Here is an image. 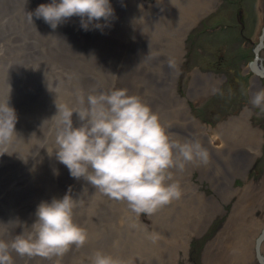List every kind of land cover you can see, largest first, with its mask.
<instances>
[{
  "label": "rangeland",
  "instance_id": "rangeland-1",
  "mask_svg": "<svg viewBox=\"0 0 264 264\" xmlns=\"http://www.w3.org/2000/svg\"><path fill=\"white\" fill-rule=\"evenodd\" d=\"M15 1L0 0V102L9 98L17 115L11 154L0 155V239L26 234L37 206L66 194L88 239L59 258L12 253L14 264H91L97 251L120 264H263L255 239L264 227V111L251 101L264 76L249 62L262 34L264 66V0H110L114 15L101 27L84 30L78 16L58 25L72 48L63 54L61 33L46 23L43 35L35 15L52 0ZM36 32L40 43L31 41ZM113 90L137 96L173 139L199 142L209 153L206 165L172 170L182 196L152 215L72 177L56 158L58 108L78 111L88 95ZM72 121L85 123L75 112ZM249 130L258 132L251 140Z\"/></svg>",
  "mask_w": 264,
  "mask_h": 264
},
{
  "label": "clouds",
  "instance_id": "clouds-1",
  "mask_svg": "<svg viewBox=\"0 0 264 264\" xmlns=\"http://www.w3.org/2000/svg\"><path fill=\"white\" fill-rule=\"evenodd\" d=\"M35 15L52 29L78 16L81 27L88 30L93 22L101 27L98 22H107L114 9L110 0H52L39 5ZM8 101L9 98L0 102V148L4 149L0 155L9 153L6 146L17 136V115ZM79 103L84 104L85 99L80 97ZM86 103L87 107L78 111L57 107L61 119L55 140L56 158L72 177L83 178L104 195L126 202L137 215H152L181 198L180 185L173 181V169L183 171L186 164L197 161L209 163V153L199 142L180 143L173 139L158 115L126 90L88 95ZM251 103L264 111V91L258 92ZM74 112L85 121L80 127H73ZM75 207L76 202L67 194L50 203L41 202L30 231L10 241L0 239V264H14L12 253L52 259L62 257L72 246L83 247L88 234L74 222ZM91 264L120 261L97 251Z\"/></svg>",
  "mask_w": 264,
  "mask_h": 264
},
{
  "label": "bare ground",
  "instance_id": "bare-ground-1",
  "mask_svg": "<svg viewBox=\"0 0 264 264\" xmlns=\"http://www.w3.org/2000/svg\"><path fill=\"white\" fill-rule=\"evenodd\" d=\"M23 1V0H22ZM35 1V0H34ZM9 2V1H8ZM11 3V2H10ZM14 3H17V0L14 2ZM24 3V2H23ZM26 4V3H25ZM9 5V4H8ZM199 5V4H198ZM16 6V5H15ZM15 6H12V7H15ZM0 7H2V6H0ZM7 7V6H6ZM22 8H23V6H22ZM203 9V8H202ZM5 10V9H4ZM8 10V9H7ZM27 10V9H26ZM21 11V10H20ZM18 13V12H17ZM7 14H9V13H7ZM3 15V14H2ZM20 15V14H19ZM17 16V15H16ZM34 16V15H33ZM13 17V16H12ZM11 17V18H12ZM28 17V16H27ZM11 20V19H10ZM5 21H7V19L5 20ZM44 21V20H43ZM1 23V22H0ZM10 23H12V22H10ZM30 23V22H29ZM14 25V24H13ZM38 25V24H37ZM3 26V25H2ZM6 27V26H5ZM14 27V26H13ZM59 27L60 26H58L57 27V31H59L61 34H60V39H65L64 41H58L60 44L58 45L59 47H60V49H59V52L60 53H64V52H71L72 51V48H70L66 43H65V41H67L68 42V40H67V35H68V31H66V30H62V29H59ZM49 27H48V25L46 24V22L44 21V22H42V24H40L39 25V29H40V31H42V33H43V35L44 34H46L47 33V31L49 30L48 29ZM8 29V28H7ZM12 29V28H11ZM14 29V28H13ZM15 30V29H14ZM54 30V29H53ZM12 31V30H11ZM16 31V30H15ZM14 31V32H15ZM35 31V30H34ZM37 31V30H36ZM50 31V30H49ZM14 32H12V33H14ZM10 33V32H9ZM17 33H18V31H17ZM21 33V32H20ZM19 33V34H20ZM49 33V32H48ZM54 33V32H53ZM4 34V33H3ZM6 34H8L7 32H6ZM24 34V33H23ZM16 35V34H15ZM47 35V34H46ZM54 35V34H53ZM40 36L41 35H38L37 34V32H36V35L34 34V36H33V40H31V41H34V40H37L38 41V43H40V41L42 40V39H44V36H42L41 38H40ZM5 37V36H4ZM21 37V36H20ZM6 38V37H5ZM47 37H45V39H46ZM54 38H55V36H54ZM56 38H58V37H56ZM53 39V38H52ZM52 39H50V40H52ZM9 40H11V39H9ZM8 41V40H7ZM12 41V40H11ZM19 41V40H18ZM46 41V40H45ZM56 41V40H55ZM5 42V41H4ZM27 42V41H26ZM53 42V41H52ZM11 43V42H10ZM47 43V42H46ZM15 44V43H14ZM13 44V45H14ZM42 44V43H41ZM44 44V43H43ZM50 44V43H49ZM57 44V43H56ZM55 44V45H56ZM27 45V44H26ZM38 45V44H37ZM37 45L36 44H34V43H32V46H31V48H32V50H34V48H37ZM11 48V47H10ZM10 48H8V49H10ZM13 48H14V46H13ZM31 53V52H30ZM33 55V54H32ZM179 58H180V53L178 54V56H177V60L179 61ZM6 61V60H5ZM17 61V60H16ZM18 62V61H17ZM20 64V63H19ZM18 64V65H19ZM78 64V67L80 66V65H85V66H89V62L88 61H85V62H83V63H81V62H78L77 63ZM4 65V64H3ZM15 65V64H14ZM14 65L12 66L13 67V69H14ZM152 65L154 66V68H156V61H155V59L152 61ZM10 66V65H9ZM17 67V66H16ZM15 67V68H16ZM20 70V69H19ZM76 72V71H75ZM22 73V72H21ZM31 73V72H30ZM24 74V73H23ZM9 76V75H8ZM13 76V75H12ZM15 77V76H14ZM9 78V77H8ZM10 79H11V77H10ZM16 79V78H15ZM44 81V80H43ZM43 84V83H42ZM45 86V85H44ZM2 87V86H1ZM15 87V86H14ZM3 88V87H2ZM255 89V91H256V93H258V90H260V92H261V90L262 91H264V87L263 88H261V86H260V88H254ZM0 90H1V88H0ZM8 90V89H7ZM19 90V89H18ZM10 91V90H9ZM39 91V90H38ZM42 91V90H41ZM1 92V91H0ZM17 92H19V91H17ZM8 93V92H7ZM12 95V94H11ZM22 95V94H21ZM3 96H4V94H3ZM6 98H7V96H6ZM12 98V97H11ZM16 98V97H15ZM2 99V98H1ZM35 100V99H34ZM10 101V100H9ZM17 101V100H16ZM21 102V101H20ZM36 103V102H35ZM12 105V104H11ZM30 105H32V104H30ZM23 106V105H22ZM21 106V107H22ZM27 106V105H26ZM25 108V107H24ZM31 108V107H30ZM35 111V110H34ZM26 112H24V114H25ZM23 114V115H24ZM20 116V115H19ZM27 117V116H26ZM25 120V119H24ZM34 120V119H33ZM31 122V121H30ZM33 122V121H32ZM31 122V123H32ZM257 131L256 130H249V136H250V140L252 139V137L254 136H256L257 135ZM256 142V141H255ZM255 142H252V143H255ZM13 149V148H12ZM235 159H244V157L243 156H236V157H234ZM9 161V160H8ZM11 163V162H10ZM5 165V164H4ZM13 165V164H12ZM16 165V164H15ZM10 167V166H9ZM2 169V168H1ZM8 169H10V168H8ZM14 169V168H13ZM9 172H10V170H8ZM16 173V172H15ZM14 174V173H13ZM24 174V173H23ZM10 175V174H9ZM21 176H23V175H21ZM13 177V176H12ZM17 177V176H16ZM19 177V176H18ZM10 178V177H9ZM15 178V177H14ZM22 178V177H21ZM8 181V180H7ZM11 181V180H10ZM31 181V180H30ZM6 187V186H5ZM3 188V187H2ZM5 189V188H4ZM39 189V188H38ZM46 189V188H45ZM44 189V190H45ZM35 191V190H34ZM36 192V191H35ZM42 193V192H41ZM42 195V194H41ZM17 201V200H16ZM32 201V200H31ZM26 204V203H25ZM34 204V203H33ZM36 205V204H35ZM34 205V206H35ZM11 206V205H10ZM4 208V207H3ZM15 208V207H14ZM32 210V209H31ZM17 211V210H16ZM191 213V212H190ZM28 218V217H27ZM13 230V229H12ZM261 246H260V249L262 248V242H261V244H260ZM256 250V249H255ZM241 263H245L244 261H242ZM126 264H141V260H140V258L138 259V260H135V259H133V261H127L126 262Z\"/></svg>",
  "mask_w": 264,
  "mask_h": 264
},
{
  "label": "water",
  "instance_id": "water-1",
  "mask_svg": "<svg viewBox=\"0 0 264 264\" xmlns=\"http://www.w3.org/2000/svg\"><path fill=\"white\" fill-rule=\"evenodd\" d=\"M262 44H263V35L261 34L259 37V42L254 48V51L256 53L255 59L249 62V67L253 69L255 75L260 74L261 76H264V66L262 65L260 61L261 57L257 55V52ZM258 59H259V63H257ZM263 239H264V227L261 229V231L259 232V234L257 235L255 239V249H256L255 251H256L257 258L260 262L264 264V256L261 253V249H260V246H261L260 244L263 241Z\"/></svg>",
  "mask_w": 264,
  "mask_h": 264
},
{
  "label": "flooded vegetation",
  "instance_id": "flooded-vegetation-1",
  "mask_svg": "<svg viewBox=\"0 0 264 264\" xmlns=\"http://www.w3.org/2000/svg\"><path fill=\"white\" fill-rule=\"evenodd\" d=\"M261 59H262V58H261ZM261 59H260V61H261ZM257 63H259V59L257 60ZM252 72H253V74H254L253 69H252ZM259 75H260V74H259ZM260 86H263L262 83H261V80H260V79H257V87H260Z\"/></svg>",
  "mask_w": 264,
  "mask_h": 264
}]
</instances>
